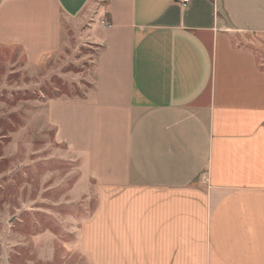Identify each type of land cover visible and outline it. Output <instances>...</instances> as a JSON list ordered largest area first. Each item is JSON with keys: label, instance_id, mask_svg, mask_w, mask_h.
<instances>
[{"label": "crops", "instance_id": "obj_1", "mask_svg": "<svg viewBox=\"0 0 264 264\" xmlns=\"http://www.w3.org/2000/svg\"><path fill=\"white\" fill-rule=\"evenodd\" d=\"M64 22L99 46L84 97L48 102L101 194L85 257L264 264V0H2L0 45L36 65Z\"/></svg>", "mask_w": 264, "mask_h": 264}, {"label": "rangeland", "instance_id": "obj_2", "mask_svg": "<svg viewBox=\"0 0 264 264\" xmlns=\"http://www.w3.org/2000/svg\"><path fill=\"white\" fill-rule=\"evenodd\" d=\"M85 25L64 22L61 49L36 65L0 45V264H91L81 229L101 194L48 119L51 99L91 86L99 46Z\"/></svg>", "mask_w": 264, "mask_h": 264}, {"label": "built area", "instance_id": "obj_3", "mask_svg": "<svg viewBox=\"0 0 264 264\" xmlns=\"http://www.w3.org/2000/svg\"><path fill=\"white\" fill-rule=\"evenodd\" d=\"M183 6H187L190 3V0H178ZM105 28H111L112 23L107 21H102Z\"/></svg>", "mask_w": 264, "mask_h": 264}]
</instances>
